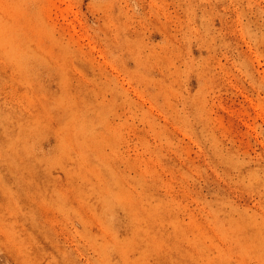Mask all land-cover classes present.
Segmentation results:
<instances>
[{"label":"rangeland","instance_id":"374dc122","mask_svg":"<svg viewBox=\"0 0 264 264\" xmlns=\"http://www.w3.org/2000/svg\"><path fill=\"white\" fill-rule=\"evenodd\" d=\"M0 264H264V0H0Z\"/></svg>","mask_w":264,"mask_h":264}]
</instances>
